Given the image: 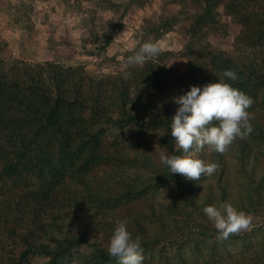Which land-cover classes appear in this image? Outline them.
Returning <instances> with one entry per match:
<instances>
[{
	"label": "rangeland",
	"instance_id": "1",
	"mask_svg": "<svg viewBox=\"0 0 264 264\" xmlns=\"http://www.w3.org/2000/svg\"><path fill=\"white\" fill-rule=\"evenodd\" d=\"M237 1L230 9L235 1L222 0L213 9L214 19L194 28L186 16L195 11L196 0H0V64L10 68L50 62L80 67L108 88L113 82L140 85L143 73L162 69L185 81L189 89L202 87L224 73L212 71L209 51L223 52L238 63H264V39L254 45L246 36L255 26L264 25V0ZM145 42L157 43L160 55L142 66H128L127 57ZM201 67L207 69L208 77L201 74ZM252 89L250 93L264 98V78ZM107 125L113 134L104 141L105 157L92 168L88 188L74 180L68 182L76 198L107 211L110 223L127 221L130 232L159 234V242L146 238L141 246L143 264H216L221 260L264 264V259H254L264 256V177L259 179L262 191L256 193L239 162L231 161L224 177L227 189L208 176L194 191L198 203L190 205L187 189L163 171L160 153L167 154V148L159 130L150 126L128 129L113 122ZM249 142L259 162L258 171L263 173L264 140L249 138ZM91 190L107 204L93 200ZM16 193L17 189L8 187L0 196L16 199ZM225 202L250 215L252 228L220 242L203 210ZM60 210L69 218L68 227L78 222L92 229L89 235L100 236L99 241L108 245L114 227L103 223L101 215L73 208ZM155 215L170 223L163 226ZM8 236L7 230L0 229L2 264L8 253L19 254V239ZM211 246L219 249V256L209 255ZM49 260L50 256L37 254L27 264H47ZM57 264H118V260L102 261L84 244Z\"/></svg>",
	"mask_w": 264,
	"mask_h": 264
},
{
	"label": "trees",
	"instance_id": "2",
	"mask_svg": "<svg viewBox=\"0 0 264 264\" xmlns=\"http://www.w3.org/2000/svg\"><path fill=\"white\" fill-rule=\"evenodd\" d=\"M221 1L196 0L195 11L186 16L189 24L194 28L208 25V20L214 19L213 9ZM234 1L230 9L237 5L238 1ZM262 25L255 26L253 33H246L250 43L261 44ZM208 59L212 71L237 73L236 81L224 76L221 79L244 93L248 91L254 101L248 109L254 131L245 139L237 138L225 154L205 148L198 154L199 158L218 163V171L212 176L223 190L227 189L224 177L229 163L238 161L251 187L256 193L260 192L259 179L264 177V172L258 171L259 162L253 155L249 138L264 140V98L250 92L264 78V63H238L223 52L215 51L208 52ZM206 70L204 67L201 74L208 77ZM184 82L162 69H152L143 73L140 85L113 82L108 88L102 80L86 74L80 67H63L50 62L10 68L0 64V193L8 187L17 189L16 199L0 196V229L7 230L9 238L16 237L20 241L17 257L15 252L8 253L4 264H27L29 257L37 254L50 256L47 264H57L84 244L90 246L100 260L112 259L107 252L108 245L99 241L100 236L89 235L92 229L78 222L73 228L68 227L69 218L60 209L73 208L92 216L99 214L103 223L114 229L117 221L110 223L107 211L76 198L68 181L74 180L88 188L92 168L105 157L104 141L113 134L108 122L128 129L153 127L162 133L167 155H182L170 135V123L179 107L176 98L190 90ZM163 171L171 181L187 189L190 205L198 203L193 199L194 191L207 177L189 181L179 174H170L164 164ZM92 193L93 200L100 199L107 204L106 199L95 191ZM62 195H67L66 200ZM156 218L163 226L170 223L163 216ZM130 233L133 239L140 238L141 246L147 243L146 238L152 243L160 240L157 233ZM107 241L109 244L110 238ZM209 255L214 258L220 251L211 246ZM254 259L259 262L264 256ZM216 264L244 263L221 260Z\"/></svg>",
	"mask_w": 264,
	"mask_h": 264
},
{
	"label": "clouds",
	"instance_id": "3",
	"mask_svg": "<svg viewBox=\"0 0 264 264\" xmlns=\"http://www.w3.org/2000/svg\"><path fill=\"white\" fill-rule=\"evenodd\" d=\"M160 53L157 43L145 42L134 55L127 57L126 64L142 66ZM223 76L232 81L239 79L233 70H226ZM175 102L179 107L170 123V135L182 155L161 152L160 161L168 167L170 174H179L186 180L199 181L218 171V163L199 158L198 154L205 148L225 154L237 138L245 139L254 131L250 123L252 115L248 111L253 99L224 79L202 87L190 86V90L177 97ZM203 211L214 224L220 242L252 228V217L231 203L206 206ZM126 225L127 221H122L115 227L107 252L118 260V264H143L140 238L133 239Z\"/></svg>",
	"mask_w": 264,
	"mask_h": 264
}]
</instances>
